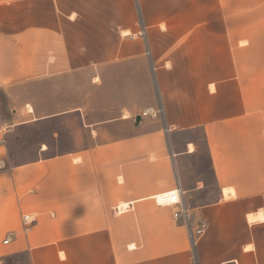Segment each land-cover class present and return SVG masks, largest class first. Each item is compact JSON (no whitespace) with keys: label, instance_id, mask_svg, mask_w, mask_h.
Instances as JSON below:
<instances>
[{"label":"crops","instance_id":"1","mask_svg":"<svg viewBox=\"0 0 264 264\" xmlns=\"http://www.w3.org/2000/svg\"><path fill=\"white\" fill-rule=\"evenodd\" d=\"M80 75L115 76L110 116ZM0 92V263L264 264V0H0ZM74 119L87 144L11 160L18 129ZM179 187L189 221L156 203Z\"/></svg>","mask_w":264,"mask_h":264},{"label":"rangeland","instance_id":"2","mask_svg":"<svg viewBox=\"0 0 264 264\" xmlns=\"http://www.w3.org/2000/svg\"><path fill=\"white\" fill-rule=\"evenodd\" d=\"M143 35L146 36L144 29ZM149 54V53H148ZM151 68L154 71V66L151 63ZM99 78L95 80L94 78ZM115 76H108V86L104 88L103 86V76H86L80 75L77 79L79 96L81 98L94 99L93 102L94 109L91 110L94 120H102L105 116H110L108 107L105 105L108 102L116 99L118 94L117 83L112 79ZM94 82V83H93ZM22 94V92H21ZM37 95V92L35 93ZM7 96L4 92H0V110L3 112L8 111L6 108ZM82 103V102H80ZM158 110H162L157 118L165 122L164 109L160 105ZM31 110V109H30ZM146 111V110H145ZM71 128L80 136L82 133V123L78 120H73L72 123L67 122H50L36 124L33 126H26L20 128L13 135L14 139L11 138L10 141V157L14 163H24L33 159H36V150L42 143H45L49 147L47 155H53L64 150L66 147L76 144L77 141L82 140V143L87 144L86 135L82 134L85 138H74L71 136ZM166 127V126H165ZM60 130L63 134V138L55 139L54 132ZM169 129L165 128V133L167 134ZM193 147H190L192 149ZM0 264H31L29 255L27 253H21L8 258H5Z\"/></svg>","mask_w":264,"mask_h":264},{"label":"built area","instance_id":"3","mask_svg":"<svg viewBox=\"0 0 264 264\" xmlns=\"http://www.w3.org/2000/svg\"><path fill=\"white\" fill-rule=\"evenodd\" d=\"M162 112V110L158 109H148L143 112V117H151V118H157L159 114ZM183 189L179 187L176 191L168 193V194H163L159 195L156 198V203L159 206L162 207H170L173 208V217L174 220H179V219H185L186 221L190 220L191 216V209L184 203L183 201ZM159 197H162V202L159 200ZM116 213H121L123 211L120 210V206L116 207L115 209ZM36 222V219L27 214L23 216V223L26 228V230H30L34 223ZM204 234V227L197 229L196 231L191 230L190 231V239L192 242V245L195 247L197 244V239L201 237ZM12 236L9 237L5 241V244H8Z\"/></svg>","mask_w":264,"mask_h":264},{"label":"bare ground","instance_id":"4","mask_svg":"<svg viewBox=\"0 0 264 264\" xmlns=\"http://www.w3.org/2000/svg\"><path fill=\"white\" fill-rule=\"evenodd\" d=\"M30 109H31V108H30ZM31 110H32V109H31ZM157 197H158V196H157ZM157 197H156V198H157ZM159 200L161 201V200H162V197H159ZM161 202H162V201H161ZM125 209H126L125 206H122V207L120 206V210H121V211H123V210H125ZM261 218H262V217H261ZM253 220H256V217L251 216V217H250V221H253Z\"/></svg>","mask_w":264,"mask_h":264},{"label":"water","instance_id":"5","mask_svg":"<svg viewBox=\"0 0 264 264\" xmlns=\"http://www.w3.org/2000/svg\"><path fill=\"white\" fill-rule=\"evenodd\" d=\"M137 121H140V117L137 119Z\"/></svg>","mask_w":264,"mask_h":264}]
</instances>
